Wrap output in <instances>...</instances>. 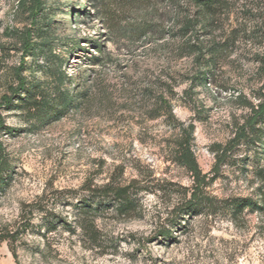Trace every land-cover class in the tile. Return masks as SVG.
Listing matches in <instances>:
<instances>
[{
    "label": "rangeland",
    "instance_id": "1",
    "mask_svg": "<svg viewBox=\"0 0 264 264\" xmlns=\"http://www.w3.org/2000/svg\"><path fill=\"white\" fill-rule=\"evenodd\" d=\"M32 2L0 0V264H264V0Z\"/></svg>",
    "mask_w": 264,
    "mask_h": 264
},
{
    "label": "trees",
    "instance_id": "2",
    "mask_svg": "<svg viewBox=\"0 0 264 264\" xmlns=\"http://www.w3.org/2000/svg\"><path fill=\"white\" fill-rule=\"evenodd\" d=\"M21 1H27V0H21ZM32 5H31V14L34 18L33 22H36L37 16L39 15L40 11H41V0H32ZM200 2L199 4V9H200V13L197 14L200 16H203L205 19H210L214 14H215V9L218 6H221V4L225 1V0H198ZM196 16V17H197ZM195 23L193 18L191 17L190 20H188L187 25H186V30L189 29L188 26H190V24ZM20 37L23 41L24 44V51L27 54L32 46V30L31 28L26 29L24 32L20 33ZM95 60H101L99 56H93V61ZM17 79H18V85L13 87L11 89V94L9 96H4L2 103H4L5 106H9L12 103V100L15 96H17L19 93H21V91L25 90L26 87V79L23 77V75L21 74V72H17ZM70 101H72V99H70ZM66 104H63V106H65ZM256 117L261 116L262 120L264 121V102H262L259 107H258V111L255 112ZM3 123H1L0 126H2ZM179 161L186 166L187 168H189V170L192 172L194 179H195V187L191 192L190 198L187 200V202L185 203V206L183 207V212L184 214L190 216V215H198L202 212L204 207H207L209 202L207 198H203V189L202 184H201V180L205 179L204 175H202L201 170L199 169V166L194 158V154L192 152L191 149V145L188 142L182 143L180 144V151H179ZM115 202L119 205V207L121 209H129L132 206V199L130 198L128 192H127V188H120L117 189L116 193H115ZM105 199V198H104ZM97 203L96 206H93L94 203ZM103 202H101L100 200L97 201H92L90 202V204H85L84 207H88L90 212L87 213H91V212H95L97 210L100 209V206L102 205ZM95 207V208H93ZM230 207L233 209V212L236 211H242L245 208H257L258 204H256L255 202H253L250 199H236L234 201H232V203L230 204ZM84 209V208H83ZM4 236H0V240L3 239Z\"/></svg>",
    "mask_w": 264,
    "mask_h": 264
}]
</instances>
